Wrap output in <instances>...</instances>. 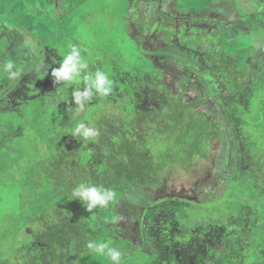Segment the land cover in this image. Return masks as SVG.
<instances>
[{
  "label": "rangeland",
  "instance_id": "1",
  "mask_svg": "<svg viewBox=\"0 0 264 264\" xmlns=\"http://www.w3.org/2000/svg\"><path fill=\"white\" fill-rule=\"evenodd\" d=\"M158 1L0 0V37L7 27L26 46L16 59L0 43V66L21 72L11 81L0 73V264H107L82 245L93 233L123 253L121 264H216L211 255L227 250L218 264H264V67L236 27L192 25L167 5L161 15ZM69 44L113 81L109 96L74 106L99 129L98 143L67 128L66 97L83 83L51 75ZM174 59L193 72L188 82L172 73ZM215 92L232 95L228 120ZM77 162L83 178L117 171L118 182H135L96 224V209L78 199L76 221L69 198L45 213L34 195L23 206L34 179Z\"/></svg>",
  "mask_w": 264,
  "mask_h": 264
},
{
  "label": "clouds",
  "instance_id": "2",
  "mask_svg": "<svg viewBox=\"0 0 264 264\" xmlns=\"http://www.w3.org/2000/svg\"><path fill=\"white\" fill-rule=\"evenodd\" d=\"M0 73H5L8 80H16L21 72L15 69L12 62L0 66ZM56 84L74 85L83 83V88H77L72 93L74 105L78 110H83L94 96L107 97L113 91V81L109 75L100 69L95 72L89 71V64L82 56L80 48L75 44L68 45V51L63 54L60 66L51 72ZM74 138H80L85 142L96 141L100 131L94 126L79 122L71 129ZM72 198L78 199L86 209L91 212L93 209L109 207L117 198L116 192L103 186L80 183L72 190ZM113 220L116 218L113 217ZM112 241L90 240L86 247L94 258L105 261L107 264H121L123 253L116 247L111 246Z\"/></svg>",
  "mask_w": 264,
  "mask_h": 264
},
{
  "label": "trees",
  "instance_id": "3",
  "mask_svg": "<svg viewBox=\"0 0 264 264\" xmlns=\"http://www.w3.org/2000/svg\"><path fill=\"white\" fill-rule=\"evenodd\" d=\"M4 28L5 29L3 31H5V33L3 34L2 37H0V43H4V41H8L10 48H14L17 50L18 53L16 54V56H17L16 59H18L20 54H21L20 52H22L26 46L19 44V43L17 44L18 41L15 40L13 35L11 36L9 28H7V27H4ZM144 53H146V52L144 51ZM125 92L127 95L130 94V93H128V90H126ZM72 93L73 92L71 90H70V92H68V96L66 97V100H68V101L70 100V102H73ZM69 106L71 107V109H70L71 119H70V123H67V128L69 129V131L71 133V129H73L76 126V124L85 120L86 114H84L85 117H84V115H82V116L79 115V113L77 112V109H75V107H74L75 106L74 103H71ZM73 107H74V110L72 111ZM130 109H132V107H130ZM128 111H129V108H128L127 112ZM16 114H18L19 116L21 115L19 112H17ZM93 119H97V114L94 115ZM118 134L120 135L121 133L118 132ZM64 135L68 136V134H64ZM95 143H98V141L96 140ZM124 145H126V144L122 143V145H120L118 148H122V150H123ZM99 158L100 157L98 156V159ZM78 163H80V162L75 163V166L73 168H70V170H68V172H67L66 168H63L60 166V169H59V166L55 165L54 170H52L53 174H51V175L42 174L38 179H34V181L32 182V184L30 186H31V189L36 188V190H33L32 191L33 193L31 195L27 196L23 200V206H27L26 203L34 195L33 202L35 204V207H37L39 209L38 211L45 213L47 207L50 206L51 204L52 205L67 204L68 203L66 201L67 198H69L71 201L73 199L72 195H71L72 190H73V188H75L80 183H87L90 185L103 186L105 188L112 189L114 192H116L117 197L118 196L120 197L121 195H125V194H123V189H124L123 186H125L127 184V181L125 183V179H124L122 181L123 183H120V181L118 182L116 180V178L118 177L120 179L121 176L120 175L118 176L117 171H111L110 170L111 172H105V171L101 170L100 174H95V172L92 171V172H89L92 174V177L86 179V178L81 177V175L79 174L81 172L79 171L80 169L78 167ZM80 165H81V167L84 166L82 164H80ZM89 169L91 170V166L87 167V170H89ZM64 172H66L65 173L66 175L64 174ZM50 177H54L56 180L54 182H50L49 181ZM38 181H39V183H38ZM133 182H135V181L133 180ZM133 182H131L129 184H132ZM34 184H35V186H34ZM128 185H126V188ZM63 194H65V197L63 196ZM44 199H46V201H44V203H42V205H41V200L43 201ZM211 199H213V198H211ZM33 202H32V204H33ZM79 203H80V201H79ZM79 203L73 202V200H72L71 205L68 207L69 213H73V215L75 217V219H73V220H75V221L78 218L77 216H75V214L77 213V206L79 205ZM112 206H113V204L111 203L109 205V207H107V208L96 209L94 211L96 213L94 215V217H95L94 223L96 224L98 222L97 221L98 217L103 218V216L107 215L110 211H112V208H113ZM25 209L26 208L24 207L21 211H23ZM36 215L37 214H35V215L33 214L32 216H36ZM32 216L28 215L27 222L31 221ZM81 219H82V217H81ZM84 223H86V222L84 221ZM102 229L105 231L109 230L105 226H103ZM96 236L97 235L94 236V233H93V235L90 234L88 237H85L84 243L82 245L85 246L88 241L94 240V238ZM2 260H4V259H2Z\"/></svg>",
  "mask_w": 264,
  "mask_h": 264
},
{
  "label": "crops",
  "instance_id": "4",
  "mask_svg": "<svg viewBox=\"0 0 264 264\" xmlns=\"http://www.w3.org/2000/svg\"><path fill=\"white\" fill-rule=\"evenodd\" d=\"M165 5L171 12L177 8L187 12L183 17L192 25L214 22L225 31L236 27L234 34H241L251 47V62L264 67V0H159V14L165 15Z\"/></svg>",
  "mask_w": 264,
  "mask_h": 264
},
{
  "label": "flooded vegetation",
  "instance_id": "5",
  "mask_svg": "<svg viewBox=\"0 0 264 264\" xmlns=\"http://www.w3.org/2000/svg\"><path fill=\"white\" fill-rule=\"evenodd\" d=\"M10 34H11V36L13 35L11 32H10ZM7 36V35H6ZM14 36V35H13ZM145 54V53H144ZM148 54V57H150L151 59H152V56H150V54L151 53H147ZM152 55V54H151ZM153 55H155V54H153ZM147 57V58H148ZM165 58H168L167 56H165ZM176 59H174V62H175V64H176V66H178V67H171V71H172V73L173 74H175L176 75V78H179V77H181V76H184V77H188V79H186V81L188 82V80H190V78H192L193 77V72L192 71H190V70H188L187 68H185L184 67V69H181L180 67H179V65H178V62H176L175 61ZM196 82H198V80L196 81ZM202 85V86H201ZM198 86L199 87H203V83H201L200 81H199V84H198ZM213 96H215V99H214V102L217 104V106L220 108V110H221V112L223 113V115L225 116V118L228 120V116L229 115H227V114H225L224 113V111L226 110V106H224V105H227L226 104V102H227V100H229L231 97H232V95H230L229 97H226L225 95H222V94H219V93H217V92H215L214 93V95ZM207 100H209V98L207 99ZM213 104V103H212ZM212 104H210L211 106H212ZM224 110V111H223ZM144 207V206H143ZM243 226L241 225V228H242ZM190 241L192 242L193 241V239H190ZM194 242V241H193ZM221 244L222 245H224L226 248H228V245H230L231 244V239L230 238H228V233L226 232L223 236H222V239H221ZM236 244L238 245V240H236ZM228 251V250H227ZM226 251V253H224V255H223V253H221L220 254V252H217V253H215L214 255H211L212 256V258L210 257V262H211V260L214 262V263H216V264H218V263H220L219 262V259H220V256H221V258H227V256H228V252ZM216 255H220L219 257H215ZM228 260H232V259H227V264H228ZM224 261V260H223ZM222 261V262H223Z\"/></svg>",
  "mask_w": 264,
  "mask_h": 264
}]
</instances>
